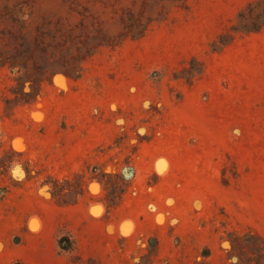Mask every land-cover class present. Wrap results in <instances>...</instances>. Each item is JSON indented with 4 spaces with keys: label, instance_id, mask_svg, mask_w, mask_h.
I'll list each match as a JSON object with an SVG mask.
<instances>
[{
    "label": "rangeland",
    "instance_id": "obj_1",
    "mask_svg": "<svg viewBox=\"0 0 264 264\" xmlns=\"http://www.w3.org/2000/svg\"><path fill=\"white\" fill-rule=\"evenodd\" d=\"M0 264H264V0H0Z\"/></svg>",
    "mask_w": 264,
    "mask_h": 264
},
{
    "label": "bare ground",
    "instance_id": "obj_2",
    "mask_svg": "<svg viewBox=\"0 0 264 264\" xmlns=\"http://www.w3.org/2000/svg\"><path fill=\"white\" fill-rule=\"evenodd\" d=\"M162 163V162H161ZM159 164V163H158ZM164 164V163H163ZM165 165V164H164Z\"/></svg>",
    "mask_w": 264,
    "mask_h": 264
}]
</instances>
